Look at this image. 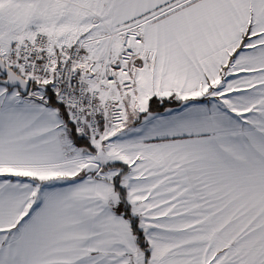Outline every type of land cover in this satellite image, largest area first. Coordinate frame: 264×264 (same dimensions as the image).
I'll return each instance as SVG.
<instances>
[{"label":"snow or ice","instance_id":"6c2138e0","mask_svg":"<svg viewBox=\"0 0 264 264\" xmlns=\"http://www.w3.org/2000/svg\"><path fill=\"white\" fill-rule=\"evenodd\" d=\"M0 264H264V0H0Z\"/></svg>","mask_w":264,"mask_h":264}]
</instances>
